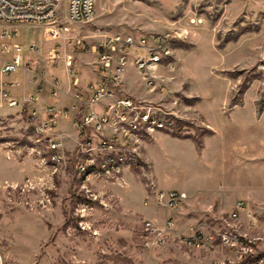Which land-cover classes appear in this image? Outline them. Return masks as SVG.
Wrapping results in <instances>:
<instances>
[{"label":"rangeland","instance_id":"374dc122","mask_svg":"<svg viewBox=\"0 0 264 264\" xmlns=\"http://www.w3.org/2000/svg\"><path fill=\"white\" fill-rule=\"evenodd\" d=\"M81 29L74 45L66 44L65 48L71 53L68 73L73 86L78 84L74 77L80 72V55L107 36L174 34V68L167 61L160 64L153 71L155 82L150 85L131 61L129 64L140 72L148 95L136 96L126 88L129 64L121 75V90L174 111L184 132L163 130L147 135L136 143L139 161L114 177L77 172L74 157L63 172L50 159L54 150L47 139L50 136L67 153L75 152L79 138L75 123L86 112V104L77 98L81 112L73 122L77 136L70 148L58 140V122L68 115L67 109L55 106L67 111V115H60L47 134L37 129L40 119L32 117L29 110L0 107V264H137L138 255L144 250H167L170 254L175 250H198L213 260L231 256L228 249L211 252L179 240V236L188 234L175 232L172 212L183 201L174 208L159 204L157 193L167 191L157 188L147 164L142 162L146 142L158 132L194 138L198 145L215 130L216 137L208 143L210 151H216L222 142L227 148L236 145L242 149L235 188L242 194L238 200H243L246 209L253 212L256 225L249 226L246 209L233 222L241 233L255 241L259 250H264V69L260 68L264 57V0H96L94 19ZM33 37L40 46L45 37L43 28L34 33L31 26L21 27L15 39L28 45ZM63 49L58 59H50L53 64L62 59ZM26 64L33 68L30 61ZM55 84L60 91L59 82ZM73 86L71 91H82H75ZM198 108L211 125L203 120ZM129 172L133 182L126 178ZM132 183L133 187L144 186L143 199L136 189L124 192ZM141 201L145 206L166 210L163 222L138 213L136 207ZM233 208L203 216V224L213 225L216 216L229 218ZM168 218L174 224L165 239L153 247L145 245L148 237L151 241L157 237L147 236L144 221L151 219L163 227Z\"/></svg>","mask_w":264,"mask_h":264},{"label":"built area","instance_id":"2783aa9c","mask_svg":"<svg viewBox=\"0 0 264 264\" xmlns=\"http://www.w3.org/2000/svg\"><path fill=\"white\" fill-rule=\"evenodd\" d=\"M95 15L96 0H0V79L3 74L16 73L23 68L22 52L26 47L32 52H40L35 41L27 46L13 41L20 34L21 26L42 27L44 35L57 42L48 54L54 62L59 56L60 43L72 46L78 37L72 33L73 23H88ZM175 40L176 36L171 32L144 33L139 36L115 33L98 44L96 78L84 91L75 94L87 108L75 123L79 130L75 152L67 153L50 136L47 139L54 150L50 159L55 167L60 166L64 172L70 158L74 157L77 172L114 177L139 161L136 143L147 135L163 130L184 132L178 123L179 116L174 111L162 103L141 100L124 93L120 80L122 72L132 61L147 77L148 83L154 84L153 71L160 64L167 61L171 68L175 66L171 60ZM7 55L10 57L7 58ZM260 68L264 69V57ZM57 84L54 85V94L59 91ZM3 99L9 106L27 109L32 117L40 119L37 129L41 133L50 134L59 116L67 115V111L57 109L54 105L40 108L36 97L32 95L16 97L8 94L0 82V105ZM186 197L185 193L177 190L161 191L157 193V202L174 208ZM245 209L244 201L238 200L229 218L216 216L214 224L208 225L206 231L196 226L190 234L179 236V240L189 247L205 248L211 252L228 249L232 253L231 256L228 254L214 259L212 264H264V250H259L255 241L241 233L233 222ZM246 215L249 226L254 227L256 219L253 212L246 209ZM173 224L171 218L163 227H158L151 219L145 220L144 231L147 236L157 237L154 241L148 237L145 245L153 247L159 244L169 234ZM157 264L172 262L162 260Z\"/></svg>","mask_w":264,"mask_h":264},{"label":"crops","instance_id":"0c3cea01","mask_svg":"<svg viewBox=\"0 0 264 264\" xmlns=\"http://www.w3.org/2000/svg\"><path fill=\"white\" fill-rule=\"evenodd\" d=\"M84 24L82 22L73 23L72 33L79 36ZM25 26L29 27V25ZM32 28L36 33L37 28ZM15 38L13 41L18 42ZM32 41L37 42L35 37L30 40V42ZM60 44V50L62 51V48H64V54L61 57L62 59L55 64L51 62L48 56V51L57 45L55 40L45 36L39 46L41 49L39 53L32 52L26 47L28 53L24 54L25 49L22 52L23 68L16 73L3 74L0 82L8 94L16 97L22 95L36 97L40 108L54 105L58 108L67 109L68 115L61 117L58 122V129L61 132L58 140L60 144L70 148L74 146L77 136V130L73 122L81 111L77 107L78 97L74 96L76 92L70 90L73 86V78L68 73L71 53L65 49L67 46L63 42ZM97 45H91L92 50L80 55V62L77 65V70L80 72L75 74L74 77L78 83L73 86L75 91L82 90L95 78L94 62H96L98 56L94 48ZM6 57L9 58L10 55ZM29 61L33 64L32 69L26 66ZM1 64L0 57V66ZM57 81L61 86V90L54 96L53 88ZM125 84L133 95H148L141 74L133 64H129L127 67ZM4 105L9 106L5 100L0 107H4ZM198 110L203 120L210 124L204 113L199 108ZM216 135L217 133L214 130V134L204 136L202 145L198 146L194 138L178 137L166 132H158L145 144L142 162L147 164L150 174L155 179L157 188L165 191L180 190L188 195L182 204L172 212L176 222L174 230L177 234H189L192 231L191 228L198 225H202L204 230L207 229L208 224L206 222L203 224V216L231 210L235 202L242 196L239 190L235 188L238 185L237 172H240L239 162L242 149H239L236 145L227 148L222 142L219 143L216 151H210L208 143ZM131 177L132 174L129 172L126 175L129 182H133ZM133 186L132 183L130 186L125 187L124 192L127 193L136 189L140 199H143L144 186ZM114 189L121 190L117 186H114ZM136 210L138 213H142L159 223H162L167 216V211L163 208L145 206L142 201L137 205ZM138 258L137 264H155L160 260H169L174 263L176 261L181 264L213 263L212 256L198 250L194 252L175 250L171 254L167 250L162 252L144 250L140 252Z\"/></svg>","mask_w":264,"mask_h":264},{"label":"trees","instance_id":"16d2710c","mask_svg":"<svg viewBox=\"0 0 264 264\" xmlns=\"http://www.w3.org/2000/svg\"><path fill=\"white\" fill-rule=\"evenodd\" d=\"M208 132H212V131L209 130ZM197 143H198V145L200 146L201 143H202V141H198Z\"/></svg>","mask_w":264,"mask_h":264}]
</instances>
